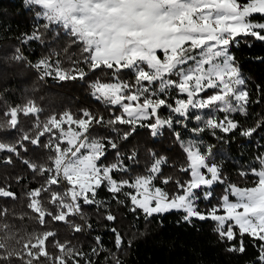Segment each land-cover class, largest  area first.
I'll list each match as a JSON object with an SVG mask.
<instances>
[{"label": "trees", "instance_id": "obj_1", "mask_svg": "<svg viewBox=\"0 0 264 264\" xmlns=\"http://www.w3.org/2000/svg\"><path fill=\"white\" fill-rule=\"evenodd\" d=\"M37 11H41L37 5L26 6L24 0H0V264H77L78 260L84 264L80 259L84 252L92 264H117L116 257L121 264H259L260 242L247 235L242 238L243 253L228 251L230 246H240L238 230L236 240L222 241L210 220L187 223L178 211L145 217L140 210L131 211L128 197L121 193L118 200L113 199L104 187L97 192L102 207L85 205L80 196L74 203L76 211L71 210L73 202L65 194L56 167L58 158L71 150L63 132L76 130L67 114L80 116L83 110H89L107 120L119 110L105 106L92 95V82H113L112 70L107 67L89 71L85 81H59L33 67L46 58L52 63L59 61V68L71 75L74 67L87 69L85 61L89 57V47L77 34L60 22L37 19ZM253 19L264 22L259 15ZM37 25L42 42L24 43L25 34L37 30ZM244 40L231 49L248 78L250 92L248 114H232L240 129L229 134L217 131L216 136L211 130L195 135L191 129L196 122L189 121L188 128L174 125L173 129L164 128L157 137L138 128L125 141L120 137L128 126L116 125L120 132L114 133L110 126L94 125L90 130L93 137L111 136L121 144L125 155L133 149L138 152L139 163L129 161L132 170L115 173L117 179L146 174L154 152L167 161L154 183L174 194L175 181L190 178L180 170L187 162L174 134L179 132L185 141H202V150L212 146L214 159L229 183L239 187L255 185L257 177L250 169L259 168L257 157L264 155V42L251 37ZM120 77L134 82L130 71L121 72ZM160 111L168 115L166 108ZM258 122L262 129L252 137L240 135L241 129ZM41 138L44 143L34 146ZM116 161L115 153L109 149L103 163ZM241 172L246 175L241 176ZM164 178H171L170 182L162 183ZM225 187L214 186L209 206L219 202ZM109 212L116 217L114 221L106 220ZM113 228L122 237L119 249ZM93 248L97 254L91 252Z\"/></svg>", "mask_w": 264, "mask_h": 264}, {"label": "snow or ice", "instance_id": "obj_2", "mask_svg": "<svg viewBox=\"0 0 264 264\" xmlns=\"http://www.w3.org/2000/svg\"><path fill=\"white\" fill-rule=\"evenodd\" d=\"M24 3L31 6L29 0ZM36 5L41 10L35 14L37 19H50L41 5L53 12L59 9L62 26L84 38L81 42L88 44L89 57L85 61L87 69L74 67L71 75L59 68V61L52 63L46 58L35 63V69L59 81H85L89 71L100 67L112 70L113 82L96 80L90 87L97 101L118 109V114L107 120L89 110H83L80 116L67 114L89 145L84 152L88 160L82 170L86 181L83 203L102 207L97 192L104 187L113 194V199L118 200L121 193L128 197L131 211L140 210L145 217L178 211L184 214L182 219L187 223L194 218L213 221L214 231L222 241L236 240L238 230L240 246H230V252L245 251L242 239L245 235L259 241L258 261L264 264V155L257 157L260 167L250 169L257 177L255 186L239 187L227 181L221 165L214 159L211 145L202 150V141H185L175 132L187 162L180 170L190 178L175 181L177 191L170 195L154 183L162 165L167 163L163 157L153 152L146 174L117 179L115 173L132 170L129 161L139 163L138 152L133 149L125 155L120 150L121 144L111 136L93 137L90 132L94 125L110 126L114 133L120 132L116 125L128 126L120 137L127 141L138 128L147 129L152 137H157L164 128L173 129L174 125L188 128L189 121L196 122L197 126L191 129L195 135L211 130L216 136L217 131L229 134L240 129L232 114H248L250 92L248 78L231 49L248 37L264 42V22L253 19L257 14L264 17V0H36ZM39 27L25 34L23 42L41 41ZM94 36L99 39H90ZM93 51L103 59L94 57ZM126 70L134 74V82L120 77ZM165 108L167 116L160 111ZM15 115L13 112L12 116ZM258 129H262L259 122L241 129L240 135L252 137ZM43 143L42 138L37 139L34 146ZM109 149L117 161L105 164L103 160ZM170 179L164 178L162 183L168 184ZM217 184L226 185L219 202L206 212L200 211L201 197L211 200ZM105 218L116 219L110 212ZM112 231L119 249L122 237L115 228ZM96 239L99 244L100 238ZM91 252L97 254L98 250L93 248ZM80 259L84 264H92L86 252ZM116 262L121 264L118 257Z\"/></svg>", "mask_w": 264, "mask_h": 264}, {"label": "rangeland", "instance_id": "obj_3", "mask_svg": "<svg viewBox=\"0 0 264 264\" xmlns=\"http://www.w3.org/2000/svg\"><path fill=\"white\" fill-rule=\"evenodd\" d=\"M30 5H36V0H29ZM241 2H244L241 1ZM43 9L44 15L50 17L48 19L51 22H60L64 23L63 18L58 15L59 9L56 12H53L52 9L43 8V5L40 6ZM78 15V13H76ZM258 15V14H257ZM77 34L76 32H74ZM81 39H84L80 37ZM90 39L98 40V37H90ZM86 43V42H85ZM87 44V43H86ZM88 46V44H87ZM89 47V46H88ZM92 55L94 57H98L103 59V57L97 52L93 51ZM162 56V54H160ZM223 117V115L219 116ZM64 138L69 143L71 150L68 155H61L57 162L56 167L58 170V174L61 178V183L65 186V194L68 199H71L73 204L71 205V210L73 212L76 211L75 200L77 197L84 196L85 192V176L83 175V168L88 160V157L84 155L85 149L89 147L87 144V139L82 138L80 132L77 130H68L63 132ZM255 186V185H254ZM133 191V190H132ZM230 199L235 200L234 197ZM210 206L208 205V200H204L201 197V201L199 202V209L202 212H206ZM195 219V218H194ZM193 219V220H194ZM214 224L215 222L211 221Z\"/></svg>", "mask_w": 264, "mask_h": 264}]
</instances>
